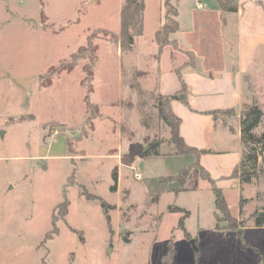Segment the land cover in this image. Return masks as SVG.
Here are the masks:
<instances>
[{
  "label": "rangeland",
  "instance_id": "1",
  "mask_svg": "<svg viewBox=\"0 0 264 264\" xmlns=\"http://www.w3.org/2000/svg\"><path fill=\"white\" fill-rule=\"evenodd\" d=\"M121 3L0 0V19H32L38 30L32 33L26 22L4 27L0 66L10 64L22 80L39 79L32 88L34 116L17 125L0 123V264H160L172 236L173 264H264V226L255 224L257 214L264 215L263 68L248 77L249 93L240 111V122L246 105L263 111L254 130L258 142L245 146L246 159L256 151L258 161L248 162L244 171L258 175L250 183L239 180L240 197L237 190L224 193L231 214L245 221L238 230L225 228L221 213L216 221L215 194L202 171L187 165L189 156H174L171 130L156 108L157 55L123 53L110 36L93 40L97 62L90 99L99 109L92 122H87L82 84L89 54L70 71L51 76L62 64L73 63V55L89 45L93 33L109 31L118 37ZM156 14V0H150L137 51L143 50L142 40L154 42ZM172 59L192 63L182 51L174 50ZM160 60L165 70L169 60L163 53ZM154 141L161 142L162 157L146 156L141 162L130 154L132 147L142 154ZM185 167L180 176L184 186L198 181V191L177 196L169 191L179 184L161 179ZM115 169L120 182L112 192ZM84 189L114 207L109 210L111 225L101 200H87ZM241 199H247L242 207ZM66 200L67 215L66 207L61 208ZM176 206L192 212L186 220L190 239L176 229L182 216L173 212ZM48 235L52 238L46 240Z\"/></svg>",
  "mask_w": 264,
  "mask_h": 264
},
{
  "label": "crops",
  "instance_id": "2",
  "mask_svg": "<svg viewBox=\"0 0 264 264\" xmlns=\"http://www.w3.org/2000/svg\"><path fill=\"white\" fill-rule=\"evenodd\" d=\"M121 1L122 7L123 0ZM149 1L145 0L144 31ZM164 1L156 0L154 42L149 44L142 40L143 52L137 51L138 41L144 37L143 32L142 36L136 38L135 47L129 53L157 55L159 46L155 42V34L161 29L165 19ZM173 2L178 11L179 30L170 35V40L175 41L183 52L192 53L194 64L176 63V59H172L174 50L164 49L162 53L168 58L169 65L163 70L162 60H157V81L154 88L160 95L175 96L183 93L185 85L189 105L180 99H174L171 109L182 120L180 135L185 143L207 151L198 157L187 155L190 158L187 165L191 166L198 161L223 193L226 190H237L240 197V179L233 177L245 155L240 111L249 93L248 77L257 68L264 69V0H236L239 6L237 12L223 11L217 0ZM30 20L32 21L0 19V31L4 27L12 28L26 22L32 33L37 34V27ZM148 47L149 53L144 52ZM0 68L3 69H0V123L17 125L28 121L20 119L34 116L32 88L33 85L38 87V77L26 81L13 72L10 64ZM227 110L233 112L225 113ZM160 153V156L147 157H162L164 152L161 150ZM118 177L120 182L119 171ZM174 189L169 192H174ZM195 191L198 189L174 193L178 196ZM176 207L188 211L189 217L192 215L190 210L182 206ZM175 227L176 224L172 230Z\"/></svg>",
  "mask_w": 264,
  "mask_h": 264
},
{
  "label": "trees",
  "instance_id": "3",
  "mask_svg": "<svg viewBox=\"0 0 264 264\" xmlns=\"http://www.w3.org/2000/svg\"><path fill=\"white\" fill-rule=\"evenodd\" d=\"M219 3L220 8L223 11L226 12H237L238 11V3L236 0H217ZM164 8H165V19L163 22V25L159 31L155 34V42L159 46V50L157 53V60L160 59V56L164 49L166 47H172L175 51H182L179 46L176 44L175 41L170 40V35L176 31L179 30V23L177 21L178 11L177 8L172 5L170 0L164 1ZM144 13H145V0H123V4L121 7V29L119 32L118 37L116 38L112 33L109 31H103V32H95L92 35L89 36V45L86 48L80 49L79 52L76 55H73V63L72 64H62L60 67L56 68L52 73L51 76H56L61 74L64 71H70L78 62L80 59H82L84 54L88 53L90 57V61L88 65H85V73L87 74L86 77L82 80V84L87 89V96H86V103L89 111V116L87 118V122H92L97 117V112L99 107L93 103H91L90 94L94 92L93 90V80H94V67L97 62V57L95 56L96 50L95 46L93 45L94 39H100L103 37L110 36L112 40L116 41L119 49L123 53H128L133 51L136 43V38L143 35L144 32ZM103 34V35H99ZM183 52V51H182ZM187 53L191 59L192 63L187 64H194V56L192 53ZM43 80V77L40 78ZM183 93L181 95H175V96H164L158 94L157 96V104L156 108L158 110V116L159 118L167 125L169 126L171 130V143L175 146L176 149V155H194L200 156L202 154H205L207 151L204 150H198L194 147L188 146L184 139L180 135V126L182 123L181 118H179L177 115L174 114V112L171 109V102L174 99H180L184 104L189 105L187 96L185 95L186 87L183 86ZM138 94L140 96H144L145 92L141 89L138 90ZM232 110H227L225 113H232ZM263 118V111L258 105H246L245 109L243 110L241 114V133H242V141L244 145L249 144H255L258 142V139L256 135L254 134V130L260 125ZM25 120V118H21L20 121ZM160 146L161 142L154 141L152 143L148 144L147 149H144L142 154L138 155L134 151V147L131 148L130 154L133 156H139V157H146V156H160ZM258 161V154L255 151L253 154L250 155L248 159H246V156L244 155L243 160L240 162L238 167L233 173V177L239 178L243 182L250 183L251 179L254 176H257L258 174L256 172H245L244 168L250 163L254 162L256 163ZM249 162V163H248ZM193 167H195L196 170H201L204 174V181H207L216 197V212H215V218L218 222L219 214L224 215V221H226L228 224L225 228L230 230H238L243 229L245 226V221H239L236 217H234L231 214L229 205L226 201V197L224 196L223 190L215 184L214 180L211 178L209 173L205 170L204 167H202L198 161H196L194 164H192ZM186 169L181 168L176 175H172L169 177H166L165 179H161V182H170V183H178L179 187H176L174 189V192L179 193L181 191H189V190H196L198 187V181L194 183V186L191 188H187L184 186L185 180H183L180 176L181 173ZM113 180L115 182L114 185L111 186V191L116 192L118 183H119V177H118V171L115 169V173L113 174ZM82 195L86 197L87 200H101L102 207L104 209L106 219L111 225V216L109 214V210L113 209L114 207L105 201H103L100 197L89 193L87 189H84L82 192ZM247 201V199H241L240 205H244V203ZM68 201L66 200L62 205L61 208H65L64 212L67 215L68 212ZM60 208V209H61ZM173 212H179L182 214L177 230H180L183 235L190 239L191 235L187 231L185 227V220L189 217L190 213L184 209H181L179 207H171ZM258 218L255 222V224L259 227L264 226V215L262 216L261 213L257 214ZM217 230L222 229L218 224L216 226ZM72 231L78 232L71 228ZM53 233H58V229L55 228ZM52 235H48L47 239H51ZM80 238L83 241V234H80ZM125 243H128V240H125ZM174 254H175V245L173 241V236L171 237V240L169 241V245L167 248L166 253L161 257L160 264H173L174 262Z\"/></svg>",
  "mask_w": 264,
  "mask_h": 264
},
{
  "label": "built area",
  "instance_id": "4",
  "mask_svg": "<svg viewBox=\"0 0 264 264\" xmlns=\"http://www.w3.org/2000/svg\"><path fill=\"white\" fill-rule=\"evenodd\" d=\"M48 141L51 142V141H52V138H48ZM136 177H137L138 179H140V178H141V174H137Z\"/></svg>",
  "mask_w": 264,
  "mask_h": 264
},
{
  "label": "water",
  "instance_id": "5",
  "mask_svg": "<svg viewBox=\"0 0 264 264\" xmlns=\"http://www.w3.org/2000/svg\"><path fill=\"white\" fill-rule=\"evenodd\" d=\"M194 241H192V243H193Z\"/></svg>",
  "mask_w": 264,
  "mask_h": 264
}]
</instances>
